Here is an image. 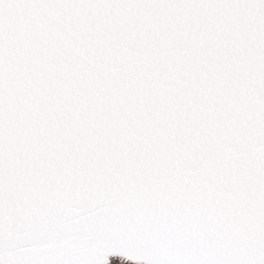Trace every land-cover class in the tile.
<instances>
[{
  "label": "snow or ice",
  "instance_id": "1",
  "mask_svg": "<svg viewBox=\"0 0 264 264\" xmlns=\"http://www.w3.org/2000/svg\"><path fill=\"white\" fill-rule=\"evenodd\" d=\"M0 264H264V0H0Z\"/></svg>",
  "mask_w": 264,
  "mask_h": 264
}]
</instances>
